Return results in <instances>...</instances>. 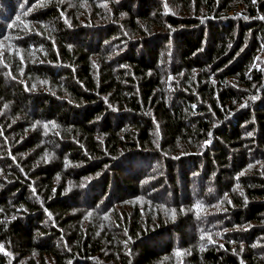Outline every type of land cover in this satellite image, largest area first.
Here are the masks:
<instances>
[{
    "label": "trees",
    "instance_id": "trees-1",
    "mask_svg": "<svg viewBox=\"0 0 264 264\" xmlns=\"http://www.w3.org/2000/svg\"><path fill=\"white\" fill-rule=\"evenodd\" d=\"M28 256L264 264V0H0V264Z\"/></svg>",
    "mask_w": 264,
    "mask_h": 264
},
{
    "label": "rangeland",
    "instance_id": "rangeland-1",
    "mask_svg": "<svg viewBox=\"0 0 264 264\" xmlns=\"http://www.w3.org/2000/svg\"><path fill=\"white\" fill-rule=\"evenodd\" d=\"M144 203H145V201H143V200L140 201V204H141L142 207H143ZM218 210H220V207H215V208L209 210L208 213L212 214L211 216L217 215ZM200 214H203V210L200 212ZM210 219L211 218L209 216L202 215L195 221V225L194 226L198 228L199 232L203 231V230L204 231H208V230H227V228L224 225H221V223L219 221L212 220V219L210 220ZM209 221H210V223H209ZM222 233H223V231H218L217 232V238H211L207 234H203L202 238H203V240L205 238H207L209 240L211 239L210 240V244H213V243H215L217 241H218V244H224V242H226V241L221 238V234ZM234 246L236 247V245H234ZM30 257L31 256L25 257V259H24L25 261L22 260L23 261L22 264H28V262L31 261ZM35 260H39V257H36ZM15 262H17V259H15ZM18 264H21V263L18 261Z\"/></svg>",
    "mask_w": 264,
    "mask_h": 264
}]
</instances>
